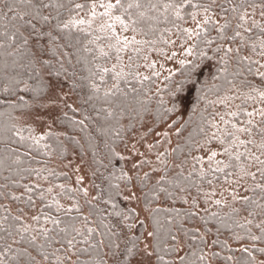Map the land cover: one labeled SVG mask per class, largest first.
<instances>
[{
  "label": "trees",
  "instance_id": "obj_1",
  "mask_svg": "<svg viewBox=\"0 0 264 264\" xmlns=\"http://www.w3.org/2000/svg\"><path fill=\"white\" fill-rule=\"evenodd\" d=\"M64 2L66 3L67 0H64ZM80 2H84V0H80ZM256 2L259 3V0H256ZM220 4L229 7L227 0H217V5ZM0 7H2V4H0ZM191 11V8L183 10L181 15L184 16V20H176L174 16L170 15L167 23L161 22L156 25L154 34L149 32L146 37L138 36L141 39L154 41L151 45L158 44L165 47L171 33L180 27L184 21L191 19L189 15ZM215 11L221 14L218 7L215 8ZM62 12L66 14L65 10H62ZM219 22L222 23L223 21ZM140 27L148 32L149 22L142 24ZM210 35L215 37L217 34L215 30H211ZM251 35L253 41L257 43L260 39H264V35L256 29H253ZM76 36L80 43L77 42V39H73L72 44L74 47L66 49L70 53L76 52L82 47L83 43H87L90 39V37L83 34H76ZM226 46L237 47L238 45L229 43ZM249 52H251L250 56L247 55ZM253 53L260 54V49L257 48L256 51H252L250 47H246L240 53L245 59L240 61L238 58H233L229 62L226 72L223 71V66L218 62V57L213 56L211 60H204L203 62L197 60L196 62L200 64V67L196 77H194L197 79V84L193 88L186 77L191 63L196 59V51L194 50L192 61L184 65L178 72L177 77L168 82V88L164 94L154 92V79L139 80L130 75L126 79L115 81L109 74L105 78L107 87L119 83L121 90L111 98V106L104 103L102 99H88L91 93L87 87L88 80L86 78L89 75L87 69L92 67L93 63L106 66L107 60L104 58L94 60L93 55L80 52L82 61L77 63L76 56H72V64H65V68L68 70L67 73L61 70L59 75L56 74L59 65L55 63L54 58L48 57L52 60L51 68H40L38 66L36 71L23 67L29 61L27 54L18 55L16 57L18 64L15 66L11 65V58H8L10 66L6 70L0 68V77L14 76L25 80L34 91H16L15 95H0V113L3 114L0 115V127L12 122L10 117H17L19 114L26 113L36 106L38 107L40 101L44 99L48 92L45 73L49 78L69 87L77 99V109L75 111L69 109L58 119L59 128L65 133L63 137L51 133L41 142L38 149L29 147L31 141H26L23 144H11V147L16 149L21 156L22 163L18 167L13 166L11 170L0 169V185H7V187L0 188V192L8 194L0 195V218L9 214L11 217H17L10 212L7 203L14 204L18 208L24 207L26 210H33L35 206L32 207L27 202L29 195L35 201V205L38 204V213L43 209L45 213L53 216L57 215L55 207L51 209L44 207L45 203L51 202L50 196L46 197L43 202L39 198L40 191L48 188L47 185L43 186L48 181L54 189L51 195H55L65 208H67L65 203L69 204L68 207L72 206L73 199L79 202L81 212L71 214L77 217L76 226L82 228L83 225L79 220L87 216L90 221L88 226L96 229L92 242L103 240L104 245L101 247L104 253L109 251L106 245L110 241L119 244L120 250L123 251L126 247H132V240L135 239V254L129 257L131 264L139 252L140 238L144 226L142 223H136V212L127 207L123 200L122 189L130 186V182L126 175L124 161L118 154V150L126 142L128 136L138 129L147 118H151L158 125L168 121L176 114L179 105H176L175 110H173V98L177 94L176 90L183 85V89L179 94L185 98L187 114L180 129L182 139L174 148L172 158L176 163L184 165L185 160L193 153L197 144L203 140L208 132L209 102L231 90L242 91L243 93L252 92L253 89H258V79L264 82L257 75L258 64L252 58ZM209 55H212L211 51H209ZM89 61L92 63H89ZM2 63L3 58H0V64ZM68 73H74V75ZM3 82V79H0V83ZM19 87L23 88L24 85L21 84ZM21 96L23 101L19 100ZM10 105H14V107H10ZM245 105L247 104L245 103ZM101 107H110L114 115L111 118H105L103 112L98 115L97 109ZM85 116L89 118L84 120ZM81 120L84 121L83 124L78 123ZM25 135H28V133L25 132ZM255 139L259 140V137L257 136ZM44 145H47V147H44ZM7 147L5 143H0V156L7 155ZM70 149L89 159L91 180L95 197H99L98 200L81 201L82 198L78 191L72 189L70 193L67 191L62 193L60 187H58L67 184L69 179L67 175L53 169L52 162L55 158L61 161L67 159ZM246 161L244 158L239 162L233 160L231 163L236 167L226 168L224 171L212 172L210 169L205 170L203 171L205 173L203 177L201 176L202 170L197 165L188 173H173L169 168L156 181L150 180V176H147L137 183L141 192V203L150 213L149 225L151 232L156 233L155 236H152V245L156 243L160 245L159 255L164 256L170 264H180L179 259L177 263L175 262L177 252L168 254L166 250L177 248L178 241L181 239L185 244L186 250L183 256L186 258V264H249L248 255L242 251L244 248H248L253 252L257 262L264 260V254L258 251V249H264V241H254L250 238V234L261 235L255 224L258 223V219H263L264 216H249L253 223L247 224L239 218L240 215L237 211H225L220 206L213 212H201V214L197 212L198 205L200 206L201 203L199 204L196 198L199 197L201 190L213 184L225 182L238 172V165ZM32 169L41 171L42 177L46 176L47 180L36 177L31 172ZM228 173L233 174L229 175ZM4 177L9 179L5 180ZM261 182L264 181L258 175L257 183ZM24 185L29 187L38 185V187H34L33 191L28 193L25 192ZM63 188L65 190L71 189L68 185H63ZM159 188L167 189V192L172 195L158 192ZM12 195L19 196L20 199L12 200L10 199ZM262 196H264V193L257 191L252 192L250 198L264 203V200L261 199ZM154 197L157 198L154 199ZM185 199L188 201L187 203H184ZM105 201H108V203H105ZM113 204H115V208L112 207ZM243 208L247 214L249 211L259 212L251 204L243 203ZM154 209H160V212L156 213L153 211ZM177 211L180 213L179 216L175 215ZM61 218L65 221L71 219L70 216L63 214H61ZM41 219L43 220V217ZM101 221H103V224H101ZM168 221H171V223H168ZM242 224L245 227H240ZM103 225H108V227L105 228ZM128 225H131V228ZM48 227H51V225H48ZM101 233L103 235H100ZM3 236L4 234L0 233V237ZM172 236H175L176 239L173 240ZM208 238H211L210 242L207 240ZM0 243H3V240H0ZM13 247L18 246L13 245ZM19 247L28 246L24 244L19 245ZM53 247H59V245ZM77 247L87 246L78 245ZM208 250L210 251L208 252ZM97 251L90 249L88 254H81L80 259L82 261L93 259L96 257ZM202 253L206 256V260L203 262L198 259ZM32 254L35 255L36 253L33 251ZM153 256L154 264H160L157 254L154 253ZM20 264H24L23 260L20 261ZM109 264H111L110 261Z\"/></svg>",
  "mask_w": 264,
  "mask_h": 264
},
{
  "label": "snow or ice",
  "instance_id": "obj_2",
  "mask_svg": "<svg viewBox=\"0 0 264 264\" xmlns=\"http://www.w3.org/2000/svg\"><path fill=\"white\" fill-rule=\"evenodd\" d=\"M227 3L229 7H225L223 4L217 5V0H114V2L113 0H84V2L67 0L66 3L64 0H0V4H2V7H0V58H3L0 68L6 70L10 66L8 58H11V65L15 66L18 64L16 57L27 54L29 61L27 65L23 66L26 69L31 68L32 71H36L38 66L40 68H51L52 60L48 58L51 57L59 65L56 73L59 75L61 70L67 73L68 70L65 68V64H72V56H76L77 63L82 61L80 52L93 55L94 60L111 59L114 52L116 54V64L108 68L103 64L93 63L92 67L87 69L89 75L86 78L88 80L87 87L91 93L88 99H102L104 103L111 106V98L121 90L119 83H114L111 87H107L105 78L111 74L113 80L119 81L126 79L129 74L124 72L121 53H127L131 49L134 54L138 55L140 48L136 46L142 48L146 44L151 45L154 41L148 39L138 40L136 38L137 35L146 37L149 32L154 34L156 25L161 22L167 23L170 15L174 16L176 20H184V16L181 13L185 8H191L192 11L189 15L194 27L183 28L180 31L182 33L181 46L188 45L185 48V55L192 56L193 51H196V59L191 63L186 77L194 88L197 84V79L194 77H196L200 67V64L196 62L197 60L203 62L204 60H211L213 56L218 57V62L223 66V71L226 72L228 64L233 58H238L240 61L245 59L240 53L249 46V42H251L252 51H256L259 48L260 54L264 55V39H260L257 43L253 41L251 35L253 29L264 35V24L258 22L255 18L257 9H259L260 17L264 19V0H259V3L256 0H227ZM217 7L220 9L221 14L215 11ZM62 10H65L66 14ZM219 21L223 22L220 23ZM146 22H149L148 32L140 27ZM211 30H215L217 34L215 37L210 35ZM128 32L133 33V35H126ZM76 34H83L86 37H90V39L87 43H83L82 47L76 52L70 53L66 49L74 47L72 40L77 39V42L80 43ZM100 40L105 42L104 46L99 45L98 42ZM189 41L192 43L189 44ZM229 43H234L238 46H226ZM209 51L212 53L211 56ZM129 60H131V57H129ZM89 63L92 62L89 61ZM181 66H184L183 61H181ZM68 74L74 75V73ZM260 75L262 81H264V73ZM0 79L4 81L0 83V95H15L16 91H34L27 81L14 76L0 77ZM144 79L147 80L148 77H144ZM21 84L24 85L23 88L19 87ZM182 89L183 85L176 90L177 94L173 98V110H175L177 104L182 102L183 97L179 94ZM253 90L258 92V97L248 98H258L264 103V90ZM238 98L226 96L219 102L227 108L226 101ZM19 100L23 101V97H19ZM25 106L27 107L26 102ZM10 107H14V105H10ZM236 107L237 111L225 112L220 115L219 118L225 125L224 128H220L215 123L211 125L212 128L217 129V132H213L212 135L219 140L221 145L227 142V146L224 147L222 153H211L209 162L211 164L212 161H215L216 167L210 168V170L218 172L224 171L226 168L236 167L231 162L233 160L239 162L244 158L250 160L251 164L238 165V172L235 174L239 179L243 180L245 177H250L251 180L256 181L258 172L261 180L264 181V159H261V156H264V108L245 111L239 105ZM100 112L104 113L105 118H111L114 115L110 107L97 109L98 115ZM241 113L247 117L246 120L239 119ZM0 115L3 114L0 113ZM23 115L28 114L22 113ZM225 116H229L232 119H225ZM257 116H259V120H256ZM88 118V116H85L84 120ZM10 119L12 122L0 127V143H5L8 146L7 155L0 156V169L5 171L11 170L13 166L18 167L22 163L21 156L16 149L11 147V144H23L26 141H31L29 147L38 149L41 142L48 135H51V133L39 135L34 127H25L23 124H19L17 122L20 119L19 117H10ZM78 123L83 124L84 121L81 120ZM25 132L28 135H25ZM257 136L259 141L255 139ZM242 137L244 138L242 139ZM249 145L259 151L260 155H255L249 149ZM44 147H47V145H44ZM241 148L245 151H239ZM217 155L227 156L228 163L216 160ZM197 159L203 163L199 158ZM254 165L259 166L257 172L250 170ZM31 172L38 178L42 177V173L39 170L32 169ZM228 174L232 175L233 173ZM204 175L205 173L202 170L201 176L203 177ZM42 178L47 180L46 176ZM4 179L8 180L9 178L4 177ZM80 182V180L77 181V183ZM3 187H7V185H0V188ZM34 187H38V185L32 187L24 185V190L31 193ZM58 187H60L62 193L65 191L70 193L72 191V189L65 190L62 185ZM181 190L183 191V189ZM248 190L245 189V191ZM53 191V187L43 189L39 193V198L43 202L46 197L50 196L51 202L45 203L44 207L49 209L55 207L57 215H50L41 209L38 214L31 217L33 223H25L20 217H11L10 214L0 218V233L4 234L3 237H0V240H3V243H0V264H20L21 260H23L24 264H109V261L111 264H130L129 257L135 254V239L132 240V247H126L123 251L120 250L119 244L110 241L106 245L109 251L104 253L101 247L104 245L103 240L92 242L96 229L88 226L90 221L87 216L79 220L83 225L82 228L76 226L77 217L71 214L73 212L77 214L81 212L79 202L73 199L72 206L65 208L55 195H51ZM77 191H82L84 197L88 196L87 190L77 189ZM251 191L264 193V182L255 183L251 187ZM158 192H165L169 196L172 195L164 188H159ZM0 195L8 194L0 192ZM212 195H215V193H212ZM238 195L234 191L232 199L234 201L237 200ZM156 198L154 197V199ZM10 199L19 200L20 197L12 195ZM94 199L98 200L99 197H94ZM240 199L244 204L254 205L255 209L259 210L258 213L249 211V216H264V203L250 197H240ZM261 199L264 200V196ZM27 202L30 206H35V201L30 195L27 197ZM187 202L185 199L184 203ZM105 203H108V201H105ZM215 203L220 204V201L217 200ZM112 207L115 208V204ZM153 211L159 213L160 209H154ZM165 211L167 210L165 209ZM234 211L236 210L234 209ZM61 214L70 216L71 219L65 221L61 218ZM175 215L179 216L180 213L177 211ZM42 217L43 220L41 219ZM168 223H171V221H168ZM252 223V220H247V224ZM101 224H103V221H101ZM48 225H51V227H48ZM103 226L105 228L108 227V225ZM128 227L131 228V225H128ZM240 227L243 228L245 225L242 224ZM255 227L259 229L261 235L250 234V238L254 241H264V220L255 224ZM100 235H103V233ZM155 235L156 233L153 232L148 233L150 237ZM171 238L173 240L176 239L175 236ZM24 244H27L28 247H19V245ZM13 245L18 247L14 248ZM54 245H59V247H53ZM78 245H86L87 247L78 248ZM148 247H151L152 251H148ZM90 249L98 250L96 257L82 261L80 255L88 254ZM160 250L159 243H156L145 247L144 254L147 257H151L156 253L160 264H170L169 261L165 260L164 256L159 255ZM33 251L36 253L35 255L32 254ZM166 251L168 254H172L178 252L179 248ZM242 251L248 255L249 264H264V260L257 262L253 252L248 248H244ZM258 251L264 254V249H258ZM198 259L203 262L206 260V256L202 253ZM179 262L180 264H186V258L180 256Z\"/></svg>",
  "mask_w": 264,
  "mask_h": 264
},
{
  "label": "rangeland",
  "instance_id": "obj_3",
  "mask_svg": "<svg viewBox=\"0 0 264 264\" xmlns=\"http://www.w3.org/2000/svg\"><path fill=\"white\" fill-rule=\"evenodd\" d=\"M259 11L260 10L257 9L255 18L258 22L264 24V19H261ZM192 27H194V24L191 19L184 21L182 25L168 37L167 46L165 47H161L158 44H146L142 48L136 46L140 48L138 55L134 54L131 49H129L127 53H121L124 63V72L129 73L127 76L133 75L139 80L144 79V77H148L147 80L154 79V92L156 94H164L168 88V82L176 78L178 72L183 67L181 66V61L184 62V65L192 61L193 55H185V48L188 47V45L181 46L182 33L180 31V29ZM126 35L131 36L133 33L128 32ZM136 38L138 40L141 39L138 35ZM173 41H175V43H173ZM98 43L100 46H104L105 44L103 40H100ZM191 43L192 42L189 41V44ZM248 47L251 48V42H249ZM250 54L251 52L247 55L250 56ZM115 55L116 54L113 52L112 58L106 59V67L111 68L113 64L117 63ZM129 57H131V60H129ZM252 58L258 64L257 75L261 77L260 74L264 72V67H262V65H264V55L253 53ZM45 77L48 84L46 96L40 101L38 107L36 106L26 112L28 115L22 116V114H19L17 117L20 119L17 122L23 124L25 127H34L36 133L39 135L55 133L63 137L65 133L59 128L58 119L69 109H77V99L69 87L49 78L47 73H45ZM257 85L259 90H264V82L258 79ZM226 96L239 98L226 101L228 106L225 108L224 104L219 101L223 100ZM248 97H258V92L253 90L249 93H243L242 91L231 90L225 95L219 96L216 100L209 102L210 119L208 123V132L203 140L197 144L193 153L185 160L184 165H180V163L178 164L173 160L172 152L182 139L180 129L187 114L185 98L182 99L181 103L177 104L179 105L177 113L168 121L157 125L151 118H147L138 129L128 136L126 142L118 150V154L124 161L126 175L130 182V186L122 189L123 200L127 207L136 212V223H142L144 226V231L140 238L139 252L131 264H154V256L147 257L144 254L145 247L152 245V236H148V233L151 232L149 225L150 213L141 203V192L137 183L147 176H150V180L156 181L160 179L164 171L169 168L173 173H188L192 171V168L196 165L203 171L215 168V161H212L210 164L209 156L212 152L222 153L224 147L227 146V142L224 145L220 144L219 140L212 135L213 132H217V129L212 128L211 125L215 123L220 128H224L225 125L220 121V115L225 112L237 111V105L245 111L264 108V103L258 98L252 99ZM245 103L247 105H245ZM225 119L230 120L232 118L225 116ZM239 119L246 120L247 117L241 113ZM256 120H259V116L256 117ZM217 135H219V133H217ZM243 138L244 137H242V139ZM249 149L253 151L255 155H260L259 151L254 149L251 145H249ZM239 151L244 152L245 150L241 148ZM197 158L203 161V163L199 162ZM215 159L222 160L225 163L228 161V157L225 155H217ZM261 159H264V156H261ZM243 164H251V161L247 160ZM221 167H223V165H221ZM258 167V165H254L250 170L257 172ZM52 168L68 176L69 182L63 185H68L75 191H77V189L87 190V197H84L83 192L79 191L82 198L81 201H94L95 190L91 180V166L86 156L82 157L74 150L70 149L67 159L64 161L56 158L53 159ZM258 175L259 173L257 172L256 181H253L250 177H245V179L240 180L239 177L234 174L225 182L213 184L201 190L199 197L196 198V201H199V204L201 203L200 206L198 205L199 208H197L198 214H201V212H213L220 206L225 211H234L235 209L240 215L239 218L247 222V220H250L249 215L245 212L243 201L240 197H250L252 193L251 187L257 183ZM78 180L81 182L77 183ZM46 185L47 187H51L52 184L47 181L43 186ZM245 189L249 190L245 191ZM234 191L239 194L235 201L232 199ZM212 193H215V195H212ZM217 200L220 201V204L215 203ZM7 206L11 213L20 217L25 223H33L31 217L38 214L39 209L38 204L35 205L33 210H26L24 207L18 208L16 205L9 203H7ZM65 206L68 207L69 204L65 203ZM263 219L260 218L257 222L260 223ZM207 240L210 242L211 238ZM177 247L179 251L175 257L176 263L179 257L184 255L186 250L185 244L181 239H179ZM148 251H152V248L148 247ZM209 251L210 250H208V252Z\"/></svg>",
  "mask_w": 264,
  "mask_h": 264
}]
</instances>
